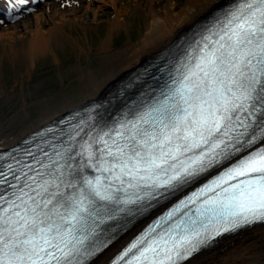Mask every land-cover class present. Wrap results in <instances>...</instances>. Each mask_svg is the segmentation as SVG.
<instances>
[{
    "label": "snow or ice",
    "instance_id": "obj_1",
    "mask_svg": "<svg viewBox=\"0 0 264 264\" xmlns=\"http://www.w3.org/2000/svg\"><path fill=\"white\" fill-rule=\"evenodd\" d=\"M192 43L196 55L178 86L146 111L133 105V119L83 143L79 132L69 135L40 171L18 162L4 172L0 164V264H86L118 226L225 161L226 171L162 216L114 264H178L210 238L214 221L227 231L264 220V148L231 164L257 133L264 144V0H236ZM207 193L214 197L169 223Z\"/></svg>",
    "mask_w": 264,
    "mask_h": 264
},
{
    "label": "rangeland",
    "instance_id": "obj_2",
    "mask_svg": "<svg viewBox=\"0 0 264 264\" xmlns=\"http://www.w3.org/2000/svg\"><path fill=\"white\" fill-rule=\"evenodd\" d=\"M49 1L54 0L45 2ZM91 1V6L87 8V0H73L71 3L78 13H69L72 4H68V1L56 0L46 11L43 9L45 2H42L29 13L12 18L15 21L5 22L1 19L0 140L16 126L25 130L19 136L25 135L29 130L28 125L36 124L42 118V112H48L51 118L68 110L56 111L60 105L70 103L68 108L74 107L95 97L86 98L84 95L112 72L116 57L124 56V53L137 47L151 18L148 1L144 3V0H140L137 2L139 4L134 5V0H117L119 16L109 2ZM186 1L161 0L155 8L175 16ZM136 7L137 10L133 11ZM56 10L61 14L68 13V16L63 14L64 17H75L63 23V33L58 35V40L51 42L43 53L34 54L31 60L26 52L31 43L30 32L32 36L34 27L39 25L49 36L54 26L53 19H56L53 17L57 16ZM41 11L40 19L35 22V13ZM115 16L121 20L120 26L116 25ZM14 48L22 50L21 53L17 54ZM107 53L109 60L104 57ZM130 68L125 71L132 73L135 67ZM115 80L109 79L103 88ZM47 119L42 121L47 122ZM245 255L230 259L229 264L242 263Z\"/></svg>",
    "mask_w": 264,
    "mask_h": 264
},
{
    "label": "bare ground",
    "instance_id": "obj_3",
    "mask_svg": "<svg viewBox=\"0 0 264 264\" xmlns=\"http://www.w3.org/2000/svg\"><path fill=\"white\" fill-rule=\"evenodd\" d=\"M4 4H9L16 0H1ZM63 1V0H59ZM68 1V4H72L73 0H65ZM75 1V0H74ZM100 2H109L113 6V10L117 13L120 10H117V0H98ZM128 1V0H127ZM130 1V0H129ZM140 0H134V5L139 4ZM149 3V9L151 10L150 20L148 21V26L139 40L137 47L131 49L129 52L124 53V56L119 55L115 58V66L111 70L112 72L103 77L101 81H99L92 90L86 91L85 95L86 98H91L88 101H98L100 102L102 108L105 112H109L111 115L114 114V109L116 108L115 102L117 101V97L119 92H121V85L131 84V82H144L147 79L142 80L140 77L135 76L131 72L125 71L126 69L132 66L135 67L132 71H141L146 77L150 76V70L147 68V62L152 57L154 58V63H157L156 71L159 72L161 69L165 68L167 63H170L168 68L173 67V63L175 59L178 58L183 51L177 56L174 52L176 47L172 49V46L183 40L190 38V35L193 34L197 29L198 25L203 26L205 20L209 19L210 17H214V11L222 5L224 2L228 0H187L186 4L181 8L180 12L177 15H168L164 13L162 10L156 9L155 5H157L161 0H146ZM54 1L45 2L43 4V9L46 11L49 5H54ZM87 8L88 5L92 2L91 0H87ZM145 3V0H144ZM74 9L75 6L72 4L69 8V13H76ZM211 9V12H210ZM136 8H133V11H136ZM65 12H68L65 11ZM43 12L35 13L34 20L37 22L40 19V16ZM78 13V12H77ZM63 14L68 16V13H59L57 10L55 11L56 19L53 23V29L50 32V35L47 36L48 33L41 30L39 25H36L33 29V34L31 36L30 32V45L27 46L26 52L30 59H33V55H38L43 53L49 48V45L54 40H58V35L62 34V27L63 23L66 20L72 19L75 17L70 16L64 17ZM118 14V13H117ZM119 16V14H118ZM116 17V25L120 26V19L117 20ZM72 17V18H70ZM95 18L93 14V19ZM37 24V23H36ZM116 27V26H115ZM112 28H110L111 30ZM170 39V40H169ZM163 45V46H162ZM160 47V48H159ZM17 54H20L22 50L18 48H14ZM155 52V53H154ZM23 53V52H22ZM109 53L104 55L106 60H109L107 56ZM111 54V53H110ZM170 59L172 62H170ZM137 67V68H136ZM131 70V68L129 69ZM174 77L177 79V76ZM116 80L110 83L106 88L104 84L109 79ZM153 78V76H152ZM154 82V80H151ZM128 88V87H125ZM169 89V87L167 88ZM139 100L145 103H149V98L147 97L146 89H141L139 92ZM87 102V101H84ZM67 105L63 104L59 107H56V111L62 112L63 109H69ZM135 105V104H133ZM58 106V105H56ZM67 111V110H66ZM64 113V112H63ZM61 113V114H63ZM42 118L39 122L30 123L27 128L29 130L26 132L25 135L19 136L25 130L16 126L13 130H11L8 135H4L0 140V151L2 154H6L8 152L15 153L20 149V141L27 138L32 139L31 132L34 131L37 127L41 126L42 124L46 123V121H42L44 118H49L50 114L48 112H42ZM45 114H48L46 117ZM56 115L54 117L49 118L50 120L60 116ZM48 120V119H47ZM48 120V121H50ZM47 121V122H48ZM24 130V131H23ZM6 133V132H5ZM20 137V138H19ZM17 139V140H16ZM17 142H16V141ZM15 141V142H14ZM14 150H10V148H14ZM5 157V156H2ZM209 172L216 177L215 171ZM208 173V172H206ZM205 174V173H204ZM203 175V174H202ZM196 184V183H195ZM193 184V185H195ZM191 185V184H190ZM189 190H185L182 193V196L188 194ZM167 202L163 203L160 202L159 205L153 206L148 211L144 212V214H140L139 217L134 218L131 220L129 225L126 228H118L115 230V235L111 243L108 247L103 251V253L98 254V256L92 258L87 264H104V262L108 259V257L116 251L129 237H131L139 227L150 217L157 214V212L161 208H166ZM246 254V255H245ZM244 260L240 264H264V224L252 226L250 228H244L241 231L236 233L221 236L215 242L210 244L209 246L203 248L197 254L193 255L188 260L184 261L181 264H229L230 259H236L240 256H244ZM245 259L247 260L245 262ZM238 263V262H237Z\"/></svg>",
    "mask_w": 264,
    "mask_h": 264
},
{
    "label": "water",
    "instance_id": "obj_4",
    "mask_svg": "<svg viewBox=\"0 0 264 264\" xmlns=\"http://www.w3.org/2000/svg\"><path fill=\"white\" fill-rule=\"evenodd\" d=\"M15 17L13 16V14L10 11L0 12V23H3V20H5V22L15 21V19H12ZM1 19H3V20H1Z\"/></svg>",
    "mask_w": 264,
    "mask_h": 264
}]
</instances>
